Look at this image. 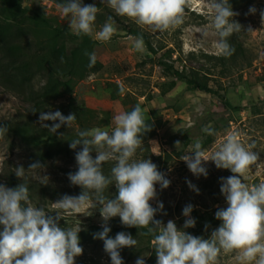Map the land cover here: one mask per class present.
I'll list each match as a JSON object with an SVG mask.
<instances>
[{"label": "rangeland", "instance_id": "obj_1", "mask_svg": "<svg viewBox=\"0 0 264 264\" xmlns=\"http://www.w3.org/2000/svg\"><path fill=\"white\" fill-rule=\"evenodd\" d=\"M82 3L95 4L100 8L94 32L100 30L108 16L113 17L117 32L108 42L88 36L94 41L90 53L95 52L99 71L87 73L83 80H77L72 93L51 103L46 112L57 111L72 103L82 112L84 123L93 116L91 125L111 133L115 127L114 116L119 112L131 111L139 104L152 127L143 135V143L133 159H150L170 181L166 189H161L159 184L155 186L157 197L150 203L153 207L160 202L164 205L163 210L157 212V219L164 224L173 220L180 230L204 239L210 238L212 231L221 224L216 222V211L227 207L220 191V178L233 173L228 169H218L214 162L208 161L203 165L207 169V176H196L181 158L191 154L190 146L197 139L202 141L203 149L210 153L228 131H237L245 144L255 142L254 151L260 155L259 167L253 166L246 182H264V24L260 17L264 0H229L233 11L239 13L233 19L242 25L240 32L228 38L235 49V56L231 60L230 57L217 55L213 48L218 37L209 27L212 17L207 0H189L190 7L186 8L183 25L165 32H152L147 27H140L133 20L117 15L102 0H82ZM250 7L257 9L255 14H249ZM22 9L36 11L54 28L66 29L71 36L78 37L70 31L68 17L62 16L53 2L24 0ZM4 20L11 21V16L0 9V21ZM249 25L254 32L246 31ZM129 30L136 31L144 42L148 41L155 53L149 51L146 43L144 53L136 52L133 41L138 35L130 34ZM205 30L209 32L207 37L202 35ZM3 66L4 62L0 59V121L14 118L25 120L30 112L26 102L29 87L41 88L45 76L33 79L29 87L11 89L8 79L4 77ZM167 66L199 76L211 93L190 90L173 76ZM119 85L124 86L123 95L119 93ZM89 111L91 114H88ZM39 115L31 113L37 126H41ZM205 126H211L216 135L205 134L202 131ZM72 128L79 127L73 125ZM176 141L181 142L178 149L175 147ZM81 149L82 146L77 151H71L69 157L60 156L46 162L38 175L26 171L25 179L45 187L56 199L65 194L79 195L82 189L71 184L68 174L77 171L75 155ZM33 150L32 146L7 134L0 138V180L18 166L22 165L27 170L28 158ZM95 155L93 151V158ZM114 164L115 161L104 164L108 168L103 170L105 175L110 174ZM189 181L198 192L189 187ZM117 192L115 184H112L105 190V195L114 198ZM50 199L51 196L47 202H40L37 206L55 211ZM188 204L193 205L191 217L196 224L184 229L186 217L183 216V208ZM100 207L97 205L92 209L86 206L81 209V214H66L65 221H59L61 227H81L78 236L83 254L75 258V264H111L103 241L94 238V234L103 230ZM90 212L92 214L88 215ZM113 219L120 220L118 216L114 217L108 221V225ZM133 238L138 240L136 248L120 250L124 264H135L141 255L145 256V261L148 257L146 240L139 236ZM218 264H236L234 254L222 253Z\"/></svg>", "mask_w": 264, "mask_h": 264}, {"label": "clouds", "instance_id": "obj_2", "mask_svg": "<svg viewBox=\"0 0 264 264\" xmlns=\"http://www.w3.org/2000/svg\"><path fill=\"white\" fill-rule=\"evenodd\" d=\"M102 2L107 3L117 15L127 17L152 32H165L183 25L186 8L190 7L189 0ZM57 7L62 16L68 17L70 31L78 37L94 36L100 42H108L117 32L112 16H108L100 30L94 32L100 11L95 4L65 0ZM207 7L212 17L209 27L218 37L213 48L217 55L231 57L235 49L228 38L242 30V25L233 19L239 13L233 11L229 0H207ZM248 11L255 14L257 9L250 7ZM260 17L264 24V10L260 12ZM246 31L255 30L249 25ZM202 35L207 37L209 32L205 30ZM133 47L136 52H145L142 36L134 39ZM85 55L89 57L88 67H94L97 61L95 52H85ZM124 92V86L119 85V93L123 95ZM76 119L75 113L65 116L59 110L40 111L39 115L41 127L51 133H56L62 125L71 128ZM113 120L115 127L111 133L100 128L80 130L77 138L70 141L71 149L82 145L75 155L77 171L68 174L71 184L79 186L82 192L77 196L65 194L53 202L55 211L33 206L26 182L15 188L0 183V264H75V258L83 254L78 236L81 227H61L59 221H65L66 214H81L82 208L90 206L95 209L97 205L102 206L100 214L104 223L103 230L94 234V238L103 241L111 264H124L120 250L138 245V240L126 232L109 237L111 229L108 221L117 216L126 227L146 229L139 231L138 235L152 237L156 264H218L222 253L234 254L236 264H264V182H246L253 166L259 167L260 155L254 151L255 142L245 144L239 132L228 131L214 151L209 153L204 150L202 141L197 139L190 146L191 154L181 158L196 176H207V169L203 165L208 161L214 162L218 169H228L233 173L220 178V191L227 207L216 211L215 218L221 224L212 231L210 238L204 239L178 229L173 220L164 224L155 219L157 212L164 208L162 202L157 207L150 203L157 197L155 186L159 184L161 189H166L170 181L150 159H133L143 143V135L152 127L142 107L137 104L131 111L119 112ZM45 121L54 123L48 125ZM202 131L207 135H216L211 126H205ZM7 133L8 127L0 124V138ZM180 145V141L175 142L176 149ZM108 161H115V164L110 174L105 175L103 165ZM43 168V164L35 161L29 164L27 170L22 165L14 168V173L16 177L24 179L26 171L38 175ZM112 184H115L118 192L114 198H109L105 190ZM188 184L199 191L190 181ZM192 211L191 204L183 208V216L186 217L184 229L195 227ZM144 257L141 255L137 258L135 264H145Z\"/></svg>", "mask_w": 264, "mask_h": 264}, {"label": "trees", "instance_id": "obj_3", "mask_svg": "<svg viewBox=\"0 0 264 264\" xmlns=\"http://www.w3.org/2000/svg\"><path fill=\"white\" fill-rule=\"evenodd\" d=\"M23 1L0 0L1 11L11 16V21H0V59L4 62L2 67L4 77L8 79L7 82L11 89L29 87L33 79L40 75L45 76V83L39 89L29 87L26 102L29 104L30 112L26 114L25 120L14 118L11 121H0V124L8 127V136L34 148L28 158V167L35 161L45 165L46 162L60 156L69 157L71 151H77L82 146L78 145L76 149L69 147L70 141L77 138L78 131L95 128L90 123L94 117L92 116L87 123H84L82 112L72 103L63 106L59 111L65 116L75 113L77 119L73 125H77L78 129L62 125L56 133H51L47 128L35 125L31 113L48 111L51 103L72 93L77 80H83L87 73L99 71L100 65L96 62L94 67H88L89 57L85 55V52L90 53V49L94 45V41L88 36L73 37L66 29L54 28L42 14L22 9ZM49 1L56 5L65 2V0ZM129 32L139 36L134 30H129ZM145 43L149 51L154 54L155 51L148 41ZM234 56L233 54L229 59H233ZM42 59L44 61H41ZM167 68L172 71L178 81L184 82L190 90L211 93V89L200 80L199 76L179 71L171 66H167ZM34 110L36 112H33ZM88 114L91 112L89 111ZM52 123L54 122L50 121L47 124L51 125ZM104 169H108L106 165H103ZM23 182H26L29 188L32 205L37 206L40 202H47L50 196L51 203L59 200L52 197L45 187L25 178H18L13 171L4 174L0 180V183L11 188H15ZM155 219H157V215ZM216 222L217 224L221 223L219 220ZM108 227L111 229L109 232L111 238H114L119 232H126L137 237L139 231H146V229L126 227L121 224L120 220L115 219ZM139 237L145 239L148 245V257L145 264H156V255L151 243L152 237L142 235Z\"/></svg>", "mask_w": 264, "mask_h": 264}]
</instances>
